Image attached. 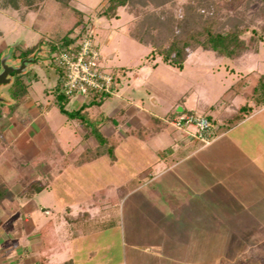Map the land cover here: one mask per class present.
Masks as SVG:
<instances>
[{"label":"crops","instance_id":"crops-1","mask_svg":"<svg viewBox=\"0 0 264 264\" xmlns=\"http://www.w3.org/2000/svg\"><path fill=\"white\" fill-rule=\"evenodd\" d=\"M159 60L146 62L155 66ZM142 71H133L127 83L140 82ZM234 82L219 105L201 103L195 110L186 106L192 86L185 97L169 100L165 111L153 109L156 98L150 96L152 105L146 106L127 87L119 92L120 84L99 104L91 95L76 96L69 104L84 107L86 120L66 116L62 126L70 131L64 135L28 89L25 100L0 119V264H241L248 247L264 250V105L253 104L246 118L227 128L224 119L248 100V94L228 91ZM196 110L222 118L208 144L193 127L176 129L170 123V116ZM152 118L166 125L147 138L130 133ZM92 128L120 138L113 161L103 154L78 163L84 151L98 146ZM137 140L141 144L120 160L123 145ZM135 154L152 156L150 163L118 181V169L128 172ZM85 172L92 174L89 186L78 177ZM47 222L51 227L42 236ZM245 222L257 223L249 229ZM243 230H253L248 232L253 243L233 259L230 237Z\"/></svg>","mask_w":264,"mask_h":264},{"label":"rangeland","instance_id":"rangeland-1","mask_svg":"<svg viewBox=\"0 0 264 264\" xmlns=\"http://www.w3.org/2000/svg\"><path fill=\"white\" fill-rule=\"evenodd\" d=\"M3 2L4 0H0V63L10 51L13 53L17 45L22 48L32 45L42 35L47 40L61 36L62 23L71 22L73 8H77L83 12L86 29L93 32L102 54L103 67L115 74L120 72L121 68L127 72L128 78L124 77V72L120 76L119 87L121 88L119 89L121 90L119 92L126 93L124 87H127V92H130L137 101L143 99L146 106L152 105L150 96L156 98L159 104L153 109L158 111L169 108L171 103L169 100L185 97L190 86L195 89V92L187 100L188 108L195 110L196 105L201 103L219 105L223 91L242 73L252 70L264 72V0H131L126 6L119 8V17L114 19H107L99 14L102 7L107 4V0H42L35 10L24 6L17 10L11 7L3 9L1 7ZM210 16H215L220 30L225 31L236 27L244 29L243 38L248 44V50L235 58L217 56L213 51L203 48L192 50L181 73L177 67L167 65L162 60H159L155 66L147 64L146 61L152 62L159 58L155 53L147 57L152 50V43H164L174 35H183L198 27L200 22ZM80 28L81 26L76 27L71 36H78ZM133 36L143 38L149 45H144ZM49 44V41H45L41 45L40 54L36 53V62L29 66L24 78L29 84L28 89L31 90L32 95L39 99L44 108L49 109L47 118L51 124L62 126L67 115L61 111L58 100L55 102L53 89L60 80V74L56 70L58 64L54 59L55 53L49 51ZM256 50L259 52L254 53ZM13 61L12 54L8 62ZM147 66L150 67L148 71H146ZM137 70H143L142 80L137 83H127L131 80L130 74ZM147 82L152 85H149L150 88L147 87ZM0 96L5 99L10 98L9 86H0ZM73 98L75 97L69 96L68 104ZM66 108L71 110L72 107L69 104ZM9 110L10 104L4 103L0 106V119L9 113ZM193 112L200 113L197 110ZM220 120L222 118L216 120L217 125L221 122ZM63 127H61V133L64 135L65 132L70 131V127L66 129ZM244 143L250 144L247 141ZM135 144L141 143L137 140L123 145L119 151L120 160L125 158L126 150L137 148ZM260 144L264 146L262 135ZM149 156H136L137 162H134L129 169L126 166L128 172L118 169V181L127 178L132 170L145 164V161L150 163L152 156ZM101 176L104 178L106 174ZM78 177L85 179L81 181L83 185L89 186L92 183L90 172L80 173ZM132 185L133 183L128 184L129 187ZM245 223L250 226L249 229H254L252 226L257 222ZM248 232L253 233V230H243L241 234L248 235ZM116 237L114 236L113 240H115L114 257L117 260L120 253ZM212 242L215 243V240ZM263 251L257 245L248 247V252L245 253L248 257H245L242 262L264 264L261 261Z\"/></svg>","mask_w":264,"mask_h":264},{"label":"trees","instance_id":"trees-1","mask_svg":"<svg viewBox=\"0 0 264 264\" xmlns=\"http://www.w3.org/2000/svg\"><path fill=\"white\" fill-rule=\"evenodd\" d=\"M40 1L42 0H4L1 7H3V9H8V7H11L17 10L21 6H24L30 10H35L37 9V5ZM130 1L131 0H107V4L102 7V9L99 11V14L106 17L107 19L118 18L119 8L126 6ZM71 18V22L62 23L61 27L63 30V34L61 36L52 40H47L45 36L42 35L39 40L32 45L26 46L24 48L17 45L12 53L13 58L21 61L23 58L30 57L36 53L40 54V47L45 41L50 42L49 51L51 53H59L62 50L68 49L69 45L75 42L78 36L87 30L86 24L83 20V12L81 10L73 8ZM78 26H81L79 35L72 37V32ZM244 31V29L238 27L225 31L220 30L217 27L215 16H210L200 22L198 27L187 31L183 35H174L164 43H152V50L147 55V57H150V55H153L152 53H155V55L159 56L163 62L179 69L184 68L185 61L187 60L190 51L196 50L198 48L211 50L217 56L235 58L248 50V44L243 38ZM133 37L144 45H149V43L146 42L143 38H140L138 36ZM56 70L60 74V80L55 85L53 92L55 93L56 100H58L61 111L69 118H79L82 120H86L83 111L84 107L79 110L73 108H71V110H68L66 108V106H69V96L61 91L63 71L60 66H56ZM124 70V68H121L120 71L124 72ZM26 72H28V69ZM26 72L15 74L12 77L11 82L7 84V86H9L10 98L5 99V101H1L0 106H2L4 103L10 104L9 111H14L25 100L28 94L29 85L28 83H26L24 78V74H26ZM231 90L236 95L248 94V100L240 104L233 114L224 119L223 123L227 128L235 126L244 118H246V116H248L253 111V104L256 107L264 105V74L257 71H250L241 76L236 82H234V84L228 91ZM108 96L109 95L104 94L94 95V104L103 102V100ZM173 117L175 116H170L169 119L171 120ZM207 117L212 120L214 128L215 126H218L217 121L211 115H207ZM158 124L160 125V127L158 126ZM91 125L93 126V124H91L90 122V126ZM162 125L164 126L166 125V123L157 118H152L149 121V124L144 128L132 129L130 133L140 138H147L152 134V132L154 133L156 130L160 129ZM214 132L215 131H213V134ZM91 133L96 137L98 146L95 148H88L86 151H84L81 157H79L78 163H83L95 159L96 157L103 154L107 155L113 161L115 159V147L119 144L120 138L105 137L99 132L98 128H92ZM32 187L37 188V190L43 188V186H40L39 184H34ZM50 227V222H47L45 225H43V227L41 228L42 236L46 235ZM252 243L253 238L250 234H234L230 237L228 256L233 259L236 258V256L239 254V251H241L242 249H246ZM65 264H71V262H66Z\"/></svg>","mask_w":264,"mask_h":264},{"label":"built area","instance_id":"built-area-1","mask_svg":"<svg viewBox=\"0 0 264 264\" xmlns=\"http://www.w3.org/2000/svg\"><path fill=\"white\" fill-rule=\"evenodd\" d=\"M54 59L63 71L61 91L71 97L111 95L123 74L111 73L103 67L102 54L91 30L79 35L68 49L55 53ZM170 123L176 129L193 127L195 136L204 144L212 141L214 124L206 114L184 112L173 117Z\"/></svg>","mask_w":264,"mask_h":264},{"label":"water","instance_id":"water-1","mask_svg":"<svg viewBox=\"0 0 264 264\" xmlns=\"http://www.w3.org/2000/svg\"><path fill=\"white\" fill-rule=\"evenodd\" d=\"M11 56L12 51L1 59L0 85L9 84L15 74L26 72L28 67L37 60L36 54H34L30 57L23 58L19 65H10L8 64V59L11 58ZM1 101H5V98L2 96H0V102Z\"/></svg>","mask_w":264,"mask_h":264},{"label":"flooded vegetation","instance_id":"flooded-vegetation-1","mask_svg":"<svg viewBox=\"0 0 264 264\" xmlns=\"http://www.w3.org/2000/svg\"><path fill=\"white\" fill-rule=\"evenodd\" d=\"M13 59H14V58H13ZM20 62H21V61H19V60H17V59H14L13 62H8V64H10V65H19ZM0 70H1V68H0ZM5 85H7V84H5ZM0 86H3V85H0Z\"/></svg>","mask_w":264,"mask_h":264}]
</instances>
